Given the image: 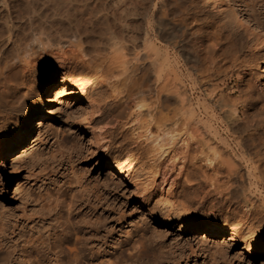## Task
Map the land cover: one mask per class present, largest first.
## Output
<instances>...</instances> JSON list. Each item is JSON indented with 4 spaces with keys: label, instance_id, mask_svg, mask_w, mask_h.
<instances>
[{
    "label": "rangeland",
    "instance_id": "1",
    "mask_svg": "<svg viewBox=\"0 0 264 264\" xmlns=\"http://www.w3.org/2000/svg\"><path fill=\"white\" fill-rule=\"evenodd\" d=\"M155 1L158 4L157 6H160L159 0H155ZM179 1L181 3H179ZM235 1L239 3L241 8L248 15L249 17L248 21L250 26H252L253 28L255 27L254 26L255 19L258 22L260 21V23L262 22L264 25V5H263L264 0H235ZM174 2L182 4L184 7L185 5L186 7L187 5L190 6L187 7V9L189 8L188 10L186 9V7L183 8V10L185 9L186 11L191 12V10L194 9L195 11H192L193 13L189 12L191 15H189L188 12L185 11L183 12V10L180 11L182 12L180 13L179 10H181L183 6L179 5L176 7L178 10L176 9L175 12L177 11L176 14L180 13V15L177 14L178 17L180 18H183L184 16V18L186 19L187 17L190 16L189 19L187 18L188 20L187 19L185 20L187 24L185 22L179 24L181 23V21L180 18H178L177 16H175V18L177 19V20L175 19L176 21L172 22L173 20L171 19L170 20L171 22L170 21L168 22L172 24L179 21V23L176 24L181 25L180 28H182V30H183V26H186L184 30H187V35L188 37L190 36L189 39L192 43L190 42L189 44L190 45L192 44L191 48L199 49V52L200 51L202 52V53L200 52L202 55L199 53H198L199 55L198 54L197 55L198 57L200 56V58H202L204 62L200 61L201 59H199L200 61L199 63L201 62L204 63L206 68L208 67L209 69L210 67L214 68V69H210V73H209L210 79H207V81H209L210 83L206 81L204 85H201L198 82L199 80L198 77L200 78V75L196 76V74L192 72L194 75L192 76L194 81L191 80L189 81V77L188 78L185 77L186 66L184 65L185 63L181 55H179V62L177 63L178 65L176 64L173 67V70L175 69L174 76L177 77L178 75L177 78L180 81V82L178 81V83H181L180 85H183L186 88L187 97H188L187 99L190 102V105L192 106L191 107L189 105V107H191L192 109V111L190 110V112L192 113L194 111L195 113V114L193 113L190 121L192 122V125H194L197 122V120H199L200 122L198 121L196 123L197 126L200 123L199 125L200 128L204 127V129L202 130L206 129V131L208 132L207 134H209L211 138L213 137L212 134H214V132H217L216 135L214 134L215 136L213 138L215 140L217 137V139L215 140L216 142L220 143L224 147H227V150L228 151L230 150L229 152H231L232 155L236 156V158L242 156L241 157L242 158L241 167H243L242 171L246 173L248 171L250 175V179H252L250 180L251 181L250 186L253 184L251 186L252 188L250 187L251 193L254 199L256 200V202H258L257 204L263 206L262 204H264V187L261 185V180H258V177L259 179H262L261 176H264V61L261 57L263 51L262 47L264 48L263 45L264 43H261L257 40L256 41L258 43L257 42L255 43L254 40L256 39L255 38L256 33L253 32V35L248 34L247 32L244 33L245 30H241L243 28H239L238 27L239 25L235 23L234 17L230 16L232 14H230L231 10H229V8L234 7V9L236 10V12H238V14L241 13L239 12V9H236L237 6L234 4L233 0H227V3H229V5L231 6L229 7V5L228 6L226 5L227 7H229L227 9V7L224 5L225 6V8L223 6L224 9H221L219 13L216 12L218 14H216L214 10H211L210 2L207 0L206 1L205 0H187V1L174 0L173 3ZM41 3L42 0H0V4H1L0 5V61H3L4 59H11L12 57L15 56V58L18 59L16 60L14 58L15 62L21 60L20 61L22 62L21 64L24 63V65H26L25 68H27L24 71L27 74L25 78H23V80L27 82L25 83L24 81L21 82L18 81L19 83L17 82L15 85L17 88L13 87L10 89V92L12 95H14V98L13 96H10L11 94L9 92L6 96L7 98L4 96L5 100L4 97L2 98V100H4L3 101L4 103L0 101V106L2 105L1 103H3L5 106V104L7 105L9 102L12 103L14 102L13 104L16 106L15 108L13 105V108H15V110L11 108L12 106L9 107V104L7 105V107L3 106L4 109H2V106L0 107V114L2 113L0 115V138L3 135H6V133L11 128L13 129V127H16L15 123L18 122L20 118L19 112L18 110H16L17 102L15 101L16 100L15 96L18 95L17 93H19V91L21 93L23 92V90L25 91V88H27L26 92L29 94L27 93L25 94L24 92L25 96L29 100L33 98V96L38 93V87H37L38 78L42 74H44L47 70H49L51 67L58 66L59 65L58 63H60L59 60L60 58L57 56V58H59L57 59L56 55H54L56 54L55 52H57L56 50L57 48L55 49L54 45L52 46L51 42L47 38H45L43 34H42L43 38L40 37L41 34L40 31H38L40 30V28H42V30H48L46 29L48 27L44 23L42 24L40 22V14L39 15L37 14L40 12L42 13L43 11H44L43 14H45V12L49 13L50 10L42 9ZM190 3L192 6L190 5ZM179 7H181V9ZM33 8H35L38 11L40 9L41 10L40 12L37 11L38 12L37 14H34L36 15V17L35 16L34 18L32 17L33 20H30L31 16L30 13L28 12ZM186 13L188 16H186ZM217 30L220 31L218 32ZM211 31H213L214 33L216 32V35L219 34L218 36H221L220 42L219 39L215 38L216 36H214L212 34L213 32ZM249 33L252 32L249 31ZM210 35L211 36L213 35L214 37L212 36V38L208 39V36ZM226 36H229L230 39L227 38ZM252 36L253 39H251ZM38 37H40L39 39L42 38L41 43ZM44 38L47 40H43ZM35 39H38L37 40L38 42ZM212 39L215 42L216 40H218L217 42H219V44L221 45L219 46L221 49L220 48L217 49L218 45H216L215 47L212 45V43H214ZM44 41H49V42L47 43ZM233 44L235 46H233ZM162 45L164 46L165 43H162ZM203 48L206 49L208 48V50L206 49L203 50ZM178 50L179 48H177V52ZM22 53L24 57L22 56ZM216 59L217 61H215ZM210 60L215 63L217 62L218 63L210 64L211 62ZM205 63L210 64L212 66L210 65L208 66ZM71 65L73 66V68L71 66L70 70L71 73L73 72L72 74L73 76L74 75L76 76L78 71L80 70L84 72L83 75L86 74L87 70L86 69L84 70L83 67L80 66L77 67L75 66V64H71ZM222 67L223 68L225 67L224 70L221 69ZM211 72L215 73L216 75L215 74L213 75V73ZM58 77L59 78H56L57 80L53 88V91H51L50 93V98L52 97V100L50 99V103L45 106L46 113L44 117V123L46 125L44 124L45 126L42 129L35 128V125H37L38 122L34 120L33 121L34 129L32 131L31 136L29 137V140L32 138V140H30V144L34 140L35 142H33L32 145H28V147L31 146V148L35 150L36 153L37 150L38 152L41 151L42 153H37V154L41 156L44 153L42 156L44 155L45 156L44 157L41 156L42 159L41 157L38 158L41 159L40 160L41 162L38 161L37 158L33 156L36 155V157H38L37 154H35V151H32L30 148V150L27 152L30 153L32 152V153L31 154L29 153V155L24 156V160L20 161V163L17 165V169L15 170L10 169L11 159L9 157H6L7 163L5 162V164L7 165L6 168L7 175L5 178L7 185L4 192L0 190V216L4 218V222H5L4 227L6 229V233L0 237V242L5 241L7 248L11 252V257L9 261H1L0 264H59V263L66 264L65 260L68 259L66 255H69L71 251L75 252L74 250L75 247H77L76 250H78V247L79 245L81 246V243L78 246H76L75 244L79 240H81L83 236L86 237L89 235L88 234L89 229L92 228V225L94 226V223L92 224L93 221L92 222L90 221L94 220L98 216V214L101 216L102 219L100 224L99 237L102 236L103 238L97 237V240L95 239L96 241L95 240L93 242L87 241V244L88 243L90 245L91 243L94 244L91 245L93 247V251L102 250L101 252L102 258L109 256L108 257L109 260L107 259V262L110 263L113 261V257H114L113 255H115V253L118 250L122 252L123 254L122 257L124 258H127V256L129 257L131 253L132 254L136 253V250L131 247L132 244L136 242V240L139 237V235L136 236L139 233L138 225L141 226L142 224L143 227L142 226L141 227L144 230H147V233L150 234L151 227L149 226L148 228V225L146 224V223L149 224L151 222V216L150 213L148 212V209L161 207L160 209L162 211L164 210V208L166 209L167 207L169 208L170 205L171 208L173 207L172 209L175 210V211L172 210L174 214H177V212L181 213L184 208V210L193 212V216L195 218L203 219L204 217L209 216L208 212L203 213L197 207L196 204L198 188L197 185L195 186V184L199 183L197 182L199 178V177L197 178V176L200 173V171L198 168L199 166L197 165V160L196 159L194 160L193 156L198 159L199 155H196L197 154L196 150L194 153L193 149H191L192 151L188 153L187 149H185L186 148L185 144H183V141H181L183 137L182 135L183 131L180 129H183L182 127L184 126H181L183 123H180L181 119L179 120V118L189 115L190 112L189 114L187 113L185 115L183 111V115H184L183 116L179 113V111H177V114L179 113L182 116L180 117L178 116L179 114L178 115L176 114V112L175 113L171 111L168 112L169 110L166 111L167 109H165L164 111V108L162 111V108L161 110L159 107H157L158 108L157 109L156 106L154 108L155 104L153 103V101L150 100L151 98L149 99L147 97L145 101H143L142 103L144 104V102L148 101L147 104H150L148 105V107L146 103L144 109L142 108L143 110L138 108L139 103L137 104L138 107L137 105L136 106L132 105L131 106L132 111L130 110V108H128L127 111L125 110L126 112L124 110H123L124 112L121 111V113H123L124 115L120 114L121 116L119 118L117 117L118 120L117 119L115 120L117 121L116 124L113 123V121L109 122L110 114L118 116L119 114L117 113H120L118 111L119 106L117 108L116 102L113 99L114 97L112 96L115 93L114 92L110 93L111 92L110 88L107 87L108 89H110L107 90V88L103 86L102 83L100 88L99 85L100 83H98L99 81L98 82L93 80L91 81L92 78H90V79H86L85 84L87 86L85 85L86 86L85 91L81 92L79 91L78 83L75 81V78H73L72 76L67 78V81H63V82L61 81V75ZM171 77L173 76L171 75ZM177 78L176 79L172 78V80L175 81L174 82L175 84L177 82ZM87 81H89V83ZM24 84H26V87H24L25 86ZM27 84H29V86ZM211 84L212 85L216 84L214 85L216 86V90L213 89L214 86H212ZM208 85H211L212 87ZM204 86L205 87L208 86L207 87L208 89L207 90H205L204 88L201 89ZM209 88L212 89L210 90ZM16 89L18 90L16 91ZM203 90L205 91L203 92ZM107 91L109 92V94ZM210 91L211 92L213 91L215 93L210 94L211 93ZM206 92L208 94V95L206 94L208 99L205 102V106L206 109L208 110L205 109L207 112H203L201 111L203 109L202 108L203 105H200L201 103L200 100H202V97L205 96ZM220 93L224 96L226 100L228 99L227 101L230 102L231 107H235V105L233 106L234 102L236 104L235 109L232 111H234L233 115H235L234 125H236V127L235 126L234 127L236 128V130L240 131L239 135L237 133L238 137H236L237 136L236 133H232L229 127L225 125L226 123H224L220 119L219 111L213 109L215 108L212 105L213 104L212 101L214 100L213 98L219 96L218 94ZM225 95L227 96L225 97ZM105 96L107 98V99L105 98L107 104L109 103L108 101H110V103L115 102V105L110 103L108 105L107 104L105 105V102L101 100V99L104 100ZM85 97L87 100L90 99L88 100L89 102H86L87 100L85 99ZM166 98H163L166 102H164L163 99H161V101L163 100V102L167 104V101L169 102L170 100H172L171 98L173 97L171 98L168 97L169 99L167 98V100ZM111 100L114 102H112ZM90 101L95 102L93 103V105L94 104H98V105H94V107L91 106L92 107L91 108L89 107V104L90 105L92 104V102ZM209 101L212 104L209 103ZM100 102L104 103V106H102ZM149 102H152V104ZM170 103L172 102H169V104ZM201 104H203V102ZM110 105L116 107L114 108L113 106ZM195 105L198 108H196ZM90 108L92 109V112ZM96 108L97 109L99 108V110L97 111ZM151 108L157 110H152ZM11 109H13V111ZM113 109H116V111L112 112L111 110ZM146 109L147 112H150L149 114H146ZM3 110L6 111L7 113L6 112L3 113ZM8 112L11 113L9 114ZM137 112L139 113V116ZM153 112L154 114H151ZM159 112L161 113L158 114ZM166 112L169 114L170 117H166L168 116ZM170 113L171 114L174 113L178 117L177 118L176 116H174L176 118V120L175 118H173L175 120V123L173 120H170V122L167 121L168 118L173 117V116L171 117ZM7 115H9V118ZM10 115H12L13 117H11ZM106 116L108 117L106 118ZM185 118H187V116ZM107 119H108L107 122L110 123L109 125L106 122ZM171 121L174 123V128L175 127L176 129L178 128V132L176 131V129L174 130L175 133L177 132L175 136L177 138H171L169 134L170 133L169 129L173 127V124L172 125L170 124L172 126V127L170 126L171 128L168 125L169 123H172ZM193 121L196 122L193 123ZM238 123L240 124V126ZM207 126L210 128L207 129ZM211 127L214 131L211 129ZM10 132H14V130ZM167 134H169L170 137ZM178 134H180V136ZM94 136H96L97 140L95 139ZM235 138L238 141H236ZM29 140L27 141V143L29 142ZM242 140H244L245 143L248 144L246 145L245 143H241ZM235 141L239 143H235ZM0 142H2V140H0ZM241 144H243V146L245 145L244 147H242V150L244 151L246 147L247 153L246 151L243 152L242 150H239V147L242 146ZM28 147L26 146L25 148L27 149ZM59 153H62L63 155H60ZM188 154H190L191 157ZM247 154L248 155L252 154V155L248 156ZM59 156H61L62 159H59L60 158ZM116 157L118 158L117 161H116L117 159ZM126 157L128 159H124ZM55 159L57 160L59 159V160L57 161ZM120 161H122V163ZM121 166H122V170L120 169ZM187 170L189 171L188 173H191L192 170H194L193 174L197 173V176L192 175L191 173L193 179L197 183L190 182L192 185L191 186L190 183L186 182V184L189 185V187L185 184V182L183 183V181L185 180H182V177L183 179H185L186 176L185 174H188ZM163 172L165 173L163 174ZM161 173L163 175H161ZM253 175L255 176V178ZM12 176H15V178H12ZM161 176H164V178L166 179L165 181L166 183L171 182L172 186L169 187V184L163 182L162 180L164 178L163 177H162L163 179L160 178ZM76 177H80L84 185L87 182H88L86 184L87 186L91 183L90 185L93 186L89 185V187L93 188L94 190L97 189L96 190L97 192H99L100 190L99 195L101 194V196L98 197L96 196L93 199L89 198L88 201L86 200V197L80 198L79 196L81 195L76 194L79 197L78 199L81 200L80 202L81 207L79 206L81 209L77 208L72 212V214H68L66 202L68 203L67 197L70 196L69 194L70 190L74 189V191L71 190V193L72 192L74 193L75 191L76 193L77 192L79 193L77 185L73 183ZM168 177L169 178L171 177L170 178L171 181L169 180ZM195 177L197 178V180ZM64 181L69 183L67 184ZM257 181L258 182L260 181V183H258ZM17 183L20 185L21 191L18 190L19 185H18V189H16ZM58 184H60L62 188H60V185ZM70 184L72 185L73 188H71ZM13 185L16 187L14 188ZM184 185H186L187 189ZM56 187L57 189L58 188L60 189L57 190ZM15 189L16 191L14 193ZM17 190L20 192H18ZM56 190L58 191V193ZM189 190L191 191L195 190V191L191 192ZM62 191L66 195H64ZM67 192L69 195H67ZM189 197L191 198L189 199ZM208 197H211V195ZM62 200L64 201V203H62L63 202ZM189 200H190V204L189 206L186 207V205H188ZM90 201L92 202V204L94 203V205H90L89 204L91 203ZM161 205L166 207L162 208ZM89 206H93V207L92 208L90 207L91 208L90 209ZM80 211L88 212L91 218L89 217L88 213L86 214V212L83 213V217L80 218L79 216ZM86 215L88 216L89 220L91 219L89 222L92 225L89 223H83V219H85L86 221L88 220V218H86ZM144 223L147 226H145ZM180 223L181 222L178 219H172L169 220L168 222L157 225L155 230L162 233L161 236H159L160 238L158 237L157 240L151 241L153 243L148 242V240L145 241L146 243L145 248L147 250L143 249L141 254L139 253L140 255L138 253L136 254L143 260V264H264V255H260L256 253L254 254L253 257L250 256L248 251L245 249L244 241L231 239V237H229L231 236L229 233L206 235L205 233L203 234L202 231L193 230L190 227H187L185 229H179L181 228ZM86 224L87 226L89 225L88 227L86 226L87 228L85 227ZM148 230H150V232ZM155 230H153V232H155ZM85 232L87 233V235ZM82 234L84 235L81 236ZM74 238L75 240L77 239L76 240L77 242L75 243L73 242L75 241L73 240ZM98 238L100 241L98 240ZM82 240H85V238ZM82 240L79 242H82ZM186 240L189 243V246L186 243ZM53 244L55 245V248H52L54 247L52 246ZM206 244L208 247L206 246ZM45 245H48L49 247L52 246L51 251H53V253H51V251L47 252L50 248ZM90 245L87 246L91 251L92 248L90 247ZM96 245L98 247H101V249L97 247L98 250H95L97 249ZM160 245L163 246L162 249L163 254H161L160 258L158 259L157 258L158 254L156 255V253H158ZM30 246L33 247L34 249L31 248ZM45 247L46 248L48 247V249H46ZM203 247L204 248L207 247L210 251L207 248L205 250ZM88 248L86 247L87 250L86 252H87V256L89 257L90 252ZM133 250L135 251L133 252ZM103 251L106 252V254H103ZM190 251H192V253H190ZM42 252H44V254ZM184 252L189 253L188 257L185 256L180 258L181 253ZM71 253L69 256H71ZM104 258L101 260H106V258L105 259ZM130 261L131 260H129L128 264H132V263L134 264L133 261H131L132 263ZM140 263L141 262H137V264Z\"/></svg>",
    "mask_w": 264,
    "mask_h": 264
},
{
    "label": "bare ground",
    "instance_id": "2",
    "mask_svg": "<svg viewBox=\"0 0 264 264\" xmlns=\"http://www.w3.org/2000/svg\"><path fill=\"white\" fill-rule=\"evenodd\" d=\"M171 1L170 0H161V1L159 0L160 6H157L158 4L155 0H42V3H41L42 7L41 6L40 7L42 9H45V10L46 9L50 10L49 13L45 12V14H43L44 11L41 13L40 12L41 9L38 11L35 8L31 9L28 12V13H30V16H31V17L29 16L30 20H33L34 16L36 17V15H34V14H37L38 12H40L37 14V15L40 14V22L42 24L44 23L48 27V28H46L48 30H42V28H40V30H38V31H40V34H41L40 37H42V34H43L45 36V38H47L51 42L52 46L54 45L55 49L57 48L56 49L57 52L54 51L56 54H54V53L53 54L56 55V58H57V56L60 58V59L57 58L60 60V63H58L59 64L58 66L51 67L49 70H47L44 74H42L38 78V80H37L38 93L35 95L33 94L34 95L33 98L30 97L31 99L29 100L25 96V94L27 93L26 92L27 88H25V91L23 90V92H21V93L19 91V93H17L18 95L15 93L17 95V96H15V99H16L15 101L17 102V104H16L17 109L16 110H18L20 118H19L18 122L15 123L16 127H13V129L11 128L8 132L6 131L7 132L6 135H3L0 138V140H2V142H0V158H2V159H0V190L1 191L4 192V190L6 189V185H7L6 178H5L7 175V169H6L7 165L5 164L6 157H9L11 159L10 169L15 170V169H17V165L20 163V161L24 160V156L29 155L30 152H27V151L30 150L31 146L28 147V145H32L33 142H35V140H34L30 144V140H32V138L29 140V137L31 136L32 131L34 129V126H33L34 122L33 121L35 120L36 122H38V124L35 125V128L42 129L46 125L44 123V117H45V113H46L45 112V106L50 103V99L52 100V97L50 98V93H51V91H53V88L56 84V80H57L56 78H59L58 76H60V75H61V81L62 82L67 81V78H69L71 76L73 78H75V81L78 83L79 91H81V92L85 91V88L87 86L85 84V81H86V79H90V78H92L91 81L92 80L96 81V82L99 81L98 83H100L99 84L100 88H101L102 84L106 88L107 87L110 88L111 90L108 88H107V90H110L111 91L110 93H113V92L115 93L114 95H112V94L111 95L114 97L113 99L116 102L117 108H118V106L120 108V109L118 108V111L120 112V113H117V114H119L118 116L109 113L110 114L109 122L113 121V123H116V124H117V121H115V120L116 119L118 120V118L121 116L120 114H123V113H121V111H123V110L127 111L128 108H130V110H131V106L132 105L136 106L138 103H139L138 104L139 107H138V105H137V107L139 109H142V108L144 109V106H146V104L148 103L147 100H149L150 98H151L150 100L153 101V103L155 104L154 108H155V106H156V108L159 107L160 110L162 108V111H163V108H164V111H165V109H167L166 111L169 110L168 112H170V111L174 112V113L176 112V114H177V111H179V113L181 115H183V111H184L185 115L187 113L189 114L190 110L192 111V109H191L192 106L190 105V102L187 99L188 97H187L186 88H185V86L180 85L181 83H178V81H179L177 78L178 75H177V77L174 76V74H175L174 70L175 69L173 70V67L179 62V55H181V57L185 63L184 65L186 66L185 67V70H186V76L185 77H187V78L189 77V81L190 80L194 81L192 78V76H194L193 73H195L196 76L200 75V78L198 77V79H199L198 82H199V84L204 85L206 83L207 79H210V77H209L210 76L209 75L210 69H214L212 67H210V69H209L208 66L210 64H214L215 62L210 60L212 63L211 62H210V64L205 63L206 65H208L207 66L208 68H206L204 63L201 62L202 65H201V63H199L200 61H203V59L200 58V56L198 57V55L201 54L202 52L200 51L201 52L200 53L199 49L191 48L192 44L191 45L189 44L191 42L189 39L190 36L188 37L187 30H184V28L186 26H183V30H182V28H180L181 25H179V24H182L183 22H185L187 24V22L185 20L187 18L189 19V17H190L189 16L185 19L184 16H183V18H180L177 15V14L180 15V13H182L180 11H182L183 8L186 7V5L183 3L185 5V7H184L182 4H179V3H181L180 1H179V3L176 2L177 4L175 2L173 3L174 0H171ZM185 1H187V0H185ZM207 1L210 2L211 10H214L215 13L216 12L219 13V11L221 9H224L226 5L227 6L229 5V3H227V0H207ZM233 1H234V4L237 6L236 9H239V12L241 14H238V12H236L234 7H230L231 5H229V7L231 9L227 6L226 7H227V9L229 8V10H231L230 14H232V15H230V16L234 17L235 23H237L239 25L238 26L239 28H243L241 30H245L244 33L247 32L248 34L253 35V32H255L256 33V37H255L256 39L254 40L255 43L257 41L264 43V25H263V23L262 22L260 23V21L258 22L255 19V22L253 21L255 23V25L253 24L255 27L253 28L252 26H250L249 21H248V18H249L248 15L241 8V6L239 5V3L237 1H235V0H233ZM179 5H182L183 7L181 6L182 9H181V7H179L181 9V10H179L180 13L176 14L177 11L175 12V10L177 9L176 7ZM190 5H191V3H190ZM263 5H264V3H263ZM223 6H224V8H223ZM187 7H190V6L187 5ZM187 7H186V9H187ZM184 11L188 12L185 9L183 10V12ZM192 11H195V10L193 9V10H191V12ZM190 13H189V15H191ZM218 13H216V14H218ZM175 16L180 18L181 23H179V21L176 22L179 24H176V23L171 24L168 22L171 19L173 20L172 22L176 21L177 19L175 18ZM186 16H188L187 13H186ZM181 17H182V15H181ZM250 19H251V17H250ZM252 19H254V18H252ZM37 21H39V20H37ZM213 31H211V32H213ZM249 31H251L252 33H249ZM211 32H209V33H211ZM212 34L214 36H216L215 38L219 39V42H220L221 36H218L219 34L216 35V32L215 33L213 32ZM212 36L211 35L208 36V39L212 38ZM30 37H31V35H30ZM40 37H38V39ZM226 37L229 38V36H226ZM246 37H248V36H246ZM45 38L43 40H47ZM248 38H250V37H248ZM38 39H35V40L37 41ZM41 39H39L40 43H41ZM251 39H253V36ZM49 41H44V42L48 43ZM217 41L218 40H216V42L214 41V43H212V45L214 47L216 45H218L217 49H219L220 48L219 46H221V45ZM254 41H252V42H254ZM30 42H31V40H30ZM32 42H33V40H32ZM162 43H165V45L163 46ZM201 43H202V40H201ZM230 43H231V41H230ZM234 44H233V46H235ZM199 45H201V44H199ZM177 48H179L178 52H177ZM204 49H206V48H203V50ZM229 49H230V46H229ZM206 50H208V48ZM262 50L263 51H262L261 57L264 61V48L263 47H262ZM206 52H208V51H206ZM33 53H35V52H33ZM22 56H23V53H22ZM14 58H15V56L12 57L11 59H4L5 61L4 60L0 61V99H1L0 101H2V102L5 100V97L10 92V89L13 87H16L15 85L18 81H20V82L24 81L23 78H25V76L27 74L24 72L25 69H27V68H25L26 65H24V63L21 64L22 63V62H20L21 60L15 62L16 58L15 59ZM208 58H211V57H208ZM199 59H201V60L199 61ZM16 60H18V59H16ZM25 61H26V59H25ZM215 61H217V59ZM26 63H27V61H26ZM217 63H215V64H217ZM71 64H75V66H77V67H79V66L83 67L84 70L85 69L87 70L86 74L83 75L84 72H82V70H80V71H78L76 76L75 75L73 76L72 75L73 72L71 73V70H70V68L72 66ZM210 66H212V65H210ZM216 66H218V65H216ZM72 68H73V66H72ZM224 68L222 67L221 69L224 70ZM172 70H173V72H172ZM215 70H216V68H215ZM213 72H211V73H213ZM216 72H217V70H216ZM214 74L215 73H213V75ZM171 75L173 77H171ZM172 78H174V79L177 78V82H176V84L178 83L177 85L174 83L175 81H173ZM87 82L89 83V81H87ZM207 82H209V81H207ZM98 83H96V84H98ZM24 85H25L24 87H26V84H24ZM27 85L29 86V84H27ZM211 85H208V86L212 87L216 84H214L212 86ZM205 86L202 87L201 89L204 88L205 90H207L208 86L207 87H205ZM247 86H249V85H247ZM213 89L216 90V86H214ZM17 90L18 89H16V91ZM103 90H104V88H103ZM205 90H203V92ZM213 91L212 92L210 91L211 92L210 94L215 93ZM24 92H25V94H24ZM189 93H190V91H189ZM10 94H11V92H10ZM27 94H29V93H27ZM108 94H109V92H108ZM206 94H207V92L205 93V96L202 97L203 101L200 100V102L201 103L203 102V104L198 102V103H200V105H203L202 108L204 110L203 109L201 110L203 112H207L206 110H208V109H206V106H205V102L208 99ZM220 94H218L219 96H216L213 98L214 99L212 101L213 104L210 101H209V103H211L215 107L213 109H216L219 111L220 119L224 123H226L225 125H227L229 127L231 132L236 133V135L238 133V135H239L240 131L236 130V128H235L236 127V125H234V121H235L234 116L235 115H233L234 111H232L235 109L236 104H235V102H234V104L231 102L233 104V106L235 105V107H231L230 102L227 101L228 99L226 100L224 98V96L222 94L221 95ZM10 96H13V98H14V95L11 94ZM210 96H212V95H210ZM226 96L227 95H225V97ZM3 97H4V100H2ZM110 97H108V98H110ZM147 97L149 99H147L146 100L147 102H144V104H143L142 102L145 101V99ZM166 97L167 98L173 97L171 99L172 100L175 99V100L174 101L170 100L169 102H172L170 104L167 101V104H166V103H164L166 101L163 99ZM101 98H103V97H101ZM105 98H106V96L104 97V100L103 99H101V100L104 101L105 105H106L107 102L105 101ZM167 98H166V100H167ZM85 99H86V97H85ZM161 99H163L164 102H163V100L161 101ZM200 99H201V97H200ZM88 100H90V99H88ZM88 100L86 102H89ZM6 101H9V100H6ZM93 101H90V102H92V104L91 105L89 104V107H91V106L94 107V105H98V104L93 105V103H95ZM108 102L110 103V101H108ZM112 102H114V101H112ZM115 102L110 103V104L115 105ZM188 102H189V104H188ZM3 103H1L2 109H4ZM10 103H12V102L8 103L9 107L12 106L11 108H13L14 102L12 104H10ZM100 103L102 104V106H104V103H102V102H100ZM149 103L152 104V102H149ZM141 104H143V105H141ZM7 105L5 104L6 107H7ZM148 105H150V104H147V107H148ZM189 105L191 107H189ZM110 106H113V105H110ZM9 107H8V110H9ZM14 107L16 108L15 105H14ZM15 108H13V109L15 110ZM91 108H90V110L92 112ZM196 108H198V107L196 106ZM13 109H11V110L13 111ZM116 109H113L111 111L112 112L116 111ZM157 109H152V110H157ZM98 110H99V108L97 109V111ZM152 110H151V112H152ZM209 110H210V108H209ZM148 111H149V109H148ZM4 112H6V111L3 110V113ZM11 112H8V113L10 114ZM91 112H90V114H91ZM128 112H129V110H128ZM114 113H116V112H114ZM149 113L150 112H147V109H146V114H149ZM160 113L161 112H159L158 114H160ZM174 113H172V114L170 113L171 117L172 116L173 117L168 118V120H167L168 122H170V120H173L175 123L176 118L174 116H176V115ZM193 113H194V111L192 113L190 112L189 115H186L187 118H185L186 116L182 117L180 114L179 115L177 114L178 116L182 117V118H179V120L181 119L180 123H183L181 126H184V127H182L183 129H180L183 131L182 132L183 137H182L181 141H183V144H185L186 148L185 147L184 148L187 149L188 153H190L192 151L191 149H193L194 150L193 152L195 153V150H196V153H197L196 155H199L198 159L195 158L194 156H193V158H194V160L195 159L197 160V165L199 166V167L198 166L197 167L199 168L200 173L197 176V173L193 174L194 170H192V172H191L192 175H196L197 178L198 177L200 178V181H199V178L197 181L199 183L195 184V186L197 185V188H198V195L196 194L197 195L196 204H197V207L203 213L208 212L209 216H206L203 219L195 218L193 216V212H189L187 210H184V208H183L181 213L177 212V214H174L173 211H175V210H173L172 209L173 207L171 208L170 205H169V208L168 207H167V209L164 208V210H162V211L160 209L161 207L148 209V212L150 213V216H151V222L149 224L146 222L145 223L148 225V228H149V226L151 227L150 228L151 232H150V230H148L150 232V234L147 233V230H144L142 228L143 227L142 224H141L142 227L140 225H138L139 226L138 227L139 233L136 236L139 235V237L136 240V242H134L132 244V247H131V248L136 250V253H133V254L131 253V255L129 257L126 255L127 258H124V257H122V255H123L122 252L120 250H118L115 253V255H113L114 256L113 261L110 263V262H107V259L109 260V258H108L109 256L105 257L106 260H101L104 258V257L102 258V253H101L102 250L93 251V247L91 245H94V244H92V243H91V245L89 243L87 244V241L93 242L95 239L97 240V237L100 236V233H99L100 232V224L102 221L101 216L98 214V216L96 218L94 217L95 219L92 218L94 220L90 219L91 220L90 221L88 216L86 215V218H88V220L86 221L85 219H83V223L91 224L90 222L93 221L92 224L94 223V226L91 224L92 228L91 229L88 228L89 229V231H88L89 235L88 236L85 237V236H83L84 234L81 235V236H83L82 239L85 238V240L81 239L82 242H79V241H81V240H79L80 238L78 239L79 240L78 242L76 241L77 239L75 240L76 237L73 239V240H75V241H73L74 243L77 242L75 244L76 246H78L80 243H81V246L79 245L78 250H76L77 247H75V249H74L75 252L74 251H71L74 253L70 252L71 256H69L70 253H69V255H66L68 257V259L65 260L66 264H128L129 260L133 261L134 264H137V262H141L140 264H143V260L136 254L137 253L141 254L143 249H146L145 248L146 247L145 241L148 240V242L153 243L151 241H155L158 239L159 236H161L162 233L155 230L157 225L168 222L169 220H172V219H178L181 222L180 223L181 228H179V229H185L187 227H190L193 230H200L203 232V234L205 233L206 235H208V234L216 235V234L229 233L231 235V236H229V237H231V239L244 241L245 249L248 251L250 256L253 257L254 254H256V253H258L260 255H264V207H263L264 204H262L263 206L258 205L257 204L258 202H256V200L254 199V197L251 193L250 187L253 184L250 186V184H251L250 180H252V179H250V175H249L248 171H247V173L242 171V168H243V167H241V160H242L241 157L242 156L238 155L239 158H236V156L232 155V153L229 152L230 150L229 151L227 150V147H224L220 143L216 142L215 140L217 139V137L215 140L213 138L217 134V132H214L215 135L211 133L213 135V137L211 138V136L209 134H207L208 132L206 131V129L202 130V129H204V127L200 128V126H199L200 123L197 126L196 123L199 120H197V122L193 121V123L196 122L195 123L196 125L195 124L192 125V122L190 120H191ZM216 113H218V112H216ZM13 114H15V113H13ZM151 114H154V112ZM166 114H168V113L166 112ZM4 116H5V114H4ZM7 116L9 118V115H7ZM10 116L13 117L12 115H10ZM138 116H139V113H138ZM143 116H145V115H143ZM146 116H148V115H146ZM149 116H151V115H149ZM107 117L108 116H106V118ZM166 117H170L169 114ZM1 118H2V116H1ZM173 118H175V120ZM199 118H196V119H199ZM152 120H153V118H152ZM152 120H151V122H152ZM7 121H8V119H7ZM107 121H108V119L106 120V122ZM174 123L172 122V123L168 124L169 127L173 124V127L171 126L172 128L170 127L171 129H169V132H170L169 134H170L171 138H177L175 136H176V133L178 132V128L177 129H176V127L174 128ZM109 124L110 123H108V125ZM105 125H106V123H105ZM149 125H150V122H149ZM207 125H208V123H207ZM110 126H112V125H110ZM239 126H240V124H239ZM208 128H210V127L207 126V129ZM167 129H168V127H167ZM175 129L177 131L176 133L174 132ZM211 129H212V127H211ZM13 130H14V132H10ZM169 134H167V135L169 136ZM180 134H178V135L180 136ZM101 135H102V133H101ZM238 135L236 137H238ZM91 136H92V134H91ZM94 137L97 140L96 136H94ZM28 140H29V142L27 143ZM235 140H236V138H235ZM221 141H223V140H221ZM236 141H238V140H236ZM236 141H235V143L240 142V140H239V142H236ZM243 141L244 140H242L241 143H245V141L244 142ZM224 143H226V142H224ZM241 145H239L241 147L238 146L239 150H242V147L245 146V145L243 146V144H241ZM26 146L28 147L27 149L25 148ZM34 147H35V145H34ZM31 150L35 151L32 148H31ZM245 151H246V147H245L243 152H245ZM37 153H42V152L41 151L38 152V150H37ZM37 153L35 151V154H37ZM62 153H59V154L63 155ZM246 153H247V151H246ZM250 153H252V152H250ZM188 155H190V154H188ZM244 155H245V153H244ZM251 155H248V156H251ZM33 156H35V158H37V160L40 161L42 159V157H44L45 155L42 157L38 154H37L38 157H36V155H33ZM40 157H41V159H38ZM57 157H58V155H57ZM59 157H60L59 159H62L61 156H59ZM190 157H191V155H190ZM190 157H188V158H190ZM30 158H31V156H30ZM68 158H69V156H68ZM124 159H128V158L126 157ZM55 160H57V159H55ZM64 160H65V158H64ZM117 160H118V158L116 159V161ZM120 162L122 163V161H120ZM31 163H32V160H31ZM32 165H34V164H32ZM194 165H196V164H194ZM116 167H117V165H116ZM197 167H195V168H197ZM57 168H58V166H57ZM120 169L122 170V166L120 167ZM188 172L189 171L187 170V173ZM164 173L165 172H163V174ZM184 173H186V172H184ZM191 173L185 174L186 175V176L184 175L185 179H183V177H182V180H185V181H183V183L184 182H185V184H186V182L197 183L193 179V176L191 175ZM163 174L161 173V175H163ZM162 177L164 178V176H161L160 178H162ZM261 177H262V179H259V177H258V180H261V185L264 187V181H263L264 176H261ZM12 178H15V176H12ZM170 178H169V180L171 181ZM197 178H196V180H197ZM254 178H255V176H254ZM162 181L165 182L166 179L164 178ZM65 183L68 184L69 182H65ZM73 183L77 185L79 193L78 192L76 193V191L74 193L73 192L71 193L72 189L70 190V193H69L70 196L67 197L68 203L65 201L68 214H72V212L74 210H76L77 208L81 209L80 208L81 207L80 206L81 200L78 199L79 197L80 198L86 197V200H88L89 198L93 199L96 196L97 197L101 196V194L99 195L100 190H99V192H97L96 191L97 189L94 190L93 188L89 187V185L91 183L87 186L86 184L88 182L85 184L86 185L85 186L82 179H80V177H76L75 181ZM191 183H190V185H191ZM258 183H260V181ZM166 184H169V187L172 186L171 182L166 183ZM18 185L19 184L17 183V185H16L17 187L14 185L13 186H14V188L16 187V189H18ZM58 185H60V184H58ZM72 185H71V188H73ZM186 185H184V186L186 187ZM90 186H93V185H90ZM161 186H162V184H161ZM187 186L189 187V185H187ZM60 188H62L61 185H60ZM60 188H58V189H60ZM16 189L14 190V193H15ZM20 189H21V187L19 185L18 190H20ZM56 189H57V187H56ZM167 189H168V187H167ZM186 189H187V187H186ZM76 190H77V188H76ZM20 191H18V192H20ZM72 191H74V189ZM189 191H191V190H189ZM192 191L194 192L195 190H192ZM196 192H197V189H196ZM57 193H58V191H57ZM69 194L67 192V195H69ZM76 194L81 195V196L78 197ZM64 195H66V194L64 193ZM210 195H211V197H208ZM186 198H188V197H186ZM190 198L191 197H189V199ZM192 199H193V197H192ZM84 201H85V199H84ZM62 203H64V201ZM259 203H261V202H259ZM89 204L94 205V203L92 204V202ZM189 204H190V200L188 202V205H186V207L189 206ZM87 205H88V202H87ZM90 207L92 208L93 206H89V208ZM163 207H166V206H162V208ZM94 208H95V206H94ZM86 209H87V206H86ZM83 210H85V209H83ZM82 211H80V215H79L80 218L83 217V213H85L87 210L85 212H82ZM92 212H93V210H92ZM92 212H90V213H92ZM87 213L88 212H86V214ZM171 213H173L174 215ZM171 215H173V216H171ZM94 216H96V215H94ZM84 217H85V215H84ZM89 217H90V214H89ZM84 220H85V222H84ZM81 222H82V219H81ZM145 223H144V225L147 226ZM4 224H5L4 218L2 216H0V237L6 233V229L4 227ZM86 226H87V224L85 225V227ZM153 230H155V232H153ZM77 231H78V229H77ZM97 234H98V236H97ZM76 235H77V233H76ZM86 235H87V233H86ZM99 238H103V237L101 236ZM99 238H98V240H99ZM83 241H85V242H83ZM150 243H149V246H150ZM186 243L189 246V243L187 242V240H186ZM86 244L90 245V247L92 248V250H91L92 252L89 250V248ZM198 244H200V243H198ZM83 245L84 246L86 245V246L84 247ZM97 245H96V248L98 247ZM45 246H48V245H45ZM52 246H54V247H52ZM52 246H50V247L48 246L50 249L47 252H50L52 250L51 247L55 248L54 244ZM197 246H199V245H197ZM206 246H207V244H206ZM48 247L47 248L45 247V248L48 249ZM86 247L88 248V250L91 254V255L89 254V257L87 256ZM199 247H201V246H199ZM31 248H33V247H31ZM98 248L101 249V247H98ZM98 248L95 250H98ZM206 248H204V249L206 250ZM162 249H163V246L160 245L159 251H158V253H156V255L158 254V256H157L158 259L160 258L161 254H163ZM135 250H133V252ZM44 252H42V253L44 254ZM95 252H96V255H95ZM51 253H53V251H51ZM190 253H192V251H190ZM103 254H106V252L103 251ZM188 255H189V253H185V252L181 253L180 258L185 257V256L188 257ZM10 257H11V252L7 248L5 241L0 242V263H1V261H9ZM139 259H141L142 261ZM127 260H128V262H127ZM161 261H162V259H161Z\"/></svg>",
    "mask_w": 264,
    "mask_h": 264
}]
</instances>
